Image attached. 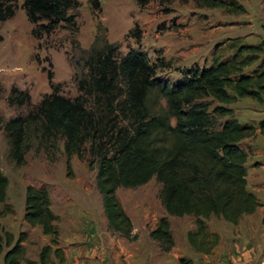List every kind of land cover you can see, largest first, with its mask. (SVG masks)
I'll use <instances>...</instances> for the list:
<instances>
[{
	"label": "trees",
	"instance_id": "16d2710c",
	"mask_svg": "<svg viewBox=\"0 0 264 264\" xmlns=\"http://www.w3.org/2000/svg\"><path fill=\"white\" fill-rule=\"evenodd\" d=\"M87 1L92 10H100V0ZM192 1L201 7L222 8L230 14L245 12L237 0ZM78 7L77 0L22 2L27 20L37 25L31 29L37 38L63 24L76 30ZM15 9L12 0H0V22L14 16ZM234 45L232 42L229 46ZM263 51L264 39L257 44L239 43L230 58L216 60L209 66L183 69L174 80L156 75L158 69L169 68L167 62L157 59L152 63L139 49L115 57L116 44L99 46L94 43L81 51L77 64L85 73L76 77V83L82 95L70 99L52 92L42 98L37 110L45 118L46 130L58 132L64 138L67 168L72 155L83 157L86 141H90V150L97 145L95 152L98 154L94 155L98 160L96 185L102 194L109 228L127 240H137L132 220L116 190L144 185L153 177L162 185L159 197L166 213L193 217L194 228L186 237L196 253L211 254L220 241L219 234L208 225L212 216L237 225L243 215L256 210L260 203L246 187L248 153L241 146L242 140L253 134L254 127L240 124L233 117L230 104L244 97L264 102V55L255 69L243 71L258 60V54ZM47 77L51 80L50 71ZM120 88L124 89L123 95L116 102L115 110L128 123L121 125L96 119L86 105V97L104 99L110 107L115 101V89ZM154 91L165 100L164 107L149 105L148 99ZM29 97L26 91L13 87L8 101L23 105ZM222 117L224 119L219 120ZM28 122L17 116L3 125L10 143V155L17 163L23 161L26 151ZM258 125L260 133L264 134V119ZM7 186L8 179L0 170V203L6 199ZM57 218L51 209L48 192L27 185L23 219L32 227L40 226L42 233L50 236V243L42 246L36 262L25 257L24 233L14 240L12 233L0 230V255L7 248L2 264L23 261L25 264H51L52 256L57 264H68L59 245ZM148 235L165 251L174 244L167 216L160 217ZM178 264H194V261L182 256Z\"/></svg>",
	"mask_w": 264,
	"mask_h": 264
},
{
	"label": "rangeland",
	"instance_id": "374dc122",
	"mask_svg": "<svg viewBox=\"0 0 264 264\" xmlns=\"http://www.w3.org/2000/svg\"><path fill=\"white\" fill-rule=\"evenodd\" d=\"M77 1L76 30L63 24L39 38L33 36L31 29L37 25L27 20L23 0H12L16 5L14 16L0 22V170L8 179L6 199L0 203V211L5 209L0 214V230L12 233L14 240L24 233L25 257L38 262V253L50 243V236L43 234L40 226L32 227L23 219L25 188L30 184L48 192L51 209L58 216L59 245L68 264H178L175 260L180 256L174 252L192 248L184 234L186 228H194L193 217L167 216L177 250L165 251L152 240L149 231L160 215L166 213L159 197L162 185L153 177L144 185L116 190L122 207L137 227L136 232L133 229L137 240H127L109 228L102 194L96 185L97 145L90 150V141H86L83 157L72 155L67 168L64 138L58 132L46 130L45 118L37 106L52 92L70 99L82 95L76 77L85 71H81L77 61L81 51L94 43L116 44L115 57L139 49L152 63L157 59L167 62L169 68L158 69L156 75L169 80L178 78L183 69L228 59L239 43L257 44L264 39V0H237L245 8L240 14H230L218 7H201L192 0H141L142 4L137 0H100L99 11L92 10L87 0ZM232 42L235 45L229 46ZM263 55L264 51L243 71L255 69ZM48 71L52 73L51 80ZM13 87L26 91L29 100L23 105L10 104L8 97ZM123 90L115 89V101L110 107L97 97H86V105L96 119L125 125L127 120L115 110ZM148 102L153 108L165 106L157 91L151 93ZM232 105L239 108L234 116L240 121L256 124L251 118H264V102L246 97L236 99ZM17 116L29 120L21 163L11 157L3 127L8 119ZM208 225L219 237L222 232L225 252L210 257L207 264H216L219 259L237 264L230 256L243 250H249L248 264H262V208L260 213L240 219L237 225L213 216ZM6 250L5 247L3 253ZM57 263L52 256L51 264ZM196 263L200 264L197 260Z\"/></svg>",
	"mask_w": 264,
	"mask_h": 264
},
{
	"label": "crops",
	"instance_id": "0c3cea01",
	"mask_svg": "<svg viewBox=\"0 0 264 264\" xmlns=\"http://www.w3.org/2000/svg\"><path fill=\"white\" fill-rule=\"evenodd\" d=\"M244 98H246V97H244ZM233 103H235V102H233ZM232 104H230V107L233 109V111L235 110L233 113V117L236 118V120L240 124H249V125H252L254 127L253 134L244 138L241 142V146L243 148H245L247 153H248V158L246 161V168H247L246 187L249 191H251L252 193H254L256 195L260 205L256 208V210L252 214L243 215L242 216V218H243V217L251 216L255 213H260L261 208H262V212H264V202H262V196L264 195V134L260 133V128L258 125L259 121L264 119V118H262V119L260 117L251 118L252 121L256 120V122H257L256 124L240 121L238 119V116H234V114L237 112V110L239 108H237L236 106H233ZM250 149H252V153L249 152ZM160 213H161V211H160ZM164 215L169 216V217H175V218L183 217V216H181V217L172 216V215H168L167 213L161 214L160 217L164 216ZM224 222H226V221H224ZM226 223H228V222H226ZM133 227H134V232H136L137 227L135 226L134 223H133ZM188 230H189V228L185 229V234H184L185 238H186V233ZM222 242H223V234L221 232L220 233V241L214 247L213 252L211 254H199V253L194 252V250L190 247H186L184 250H182V251L178 250L176 252L175 251V250H177L176 245H173L172 249H174V251H175L174 253H176L175 254L176 256L179 254L180 257H182V256L189 257L194 261V264H197L196 260L198 262H200V264H207L210 257L215 256L216 254L225 252V251H223L224 248L221 245ZM230 257L235 259L237 264H248L250 253H249V250H243V251H241V253L232 254ZM178 259H179V257L175 260V262H178ZM82 264H83V262H82ZM159 264H163V263L160 262Z\"/></svg>",
	"mask_w": 264,
	"mask_h": 264
},
{
	"label": "built area",
	"instance_id": "2783aa9c",
	"mask_svg": "<svg viewBox=\"0 0 264 264\" xmlns=\"http://www.w3.org/2000/svg\"><path fill=\"white\" fill-rule=\"evenodd\" d=\"M219 262H216V264H233V263H230V261H227V260H224V259H219L218 260ZM228 262V263H226ZM262 264H264V255H263V260H262Z\"/></svg>",
	"mask_w": 264,
	"mask_h": 264
}]
</instances>
